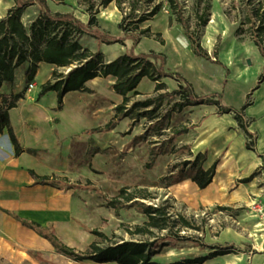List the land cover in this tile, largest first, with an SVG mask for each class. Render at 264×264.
<instances>
[{
    "label": "rangeland",
    "instance_id": "1",
    "mask_svg": "<svg viewBox=\"0 0 264 264\" xmlns=\"http://www.w3.org/2000/svg\"><path fill=\"white\" fill-rule=\"evenodd\" d=\"M117 1H121L120 7ZM101 2L48 0L47 8L51 13L54 10H68L86 26L90 13L87 9L93 5L92 11L98 10L95 12L97 27L94 31L102 33L110 41L105 44L117 43L122 53L132 55L148 53L150 50L161 53L163 57L154 60L159 68L183 76L198 95L220 93L222 104L238 107L259 80V75L255 78L254 68H258L264 58L253 42L256 29L252 25L258 24L253 10L260 3L264 4V0H111L106 5ZM131 3H135L134 14L157 7L150 18L139 23L140 28L149 27L150 37L139 35L138 32L124 33L117 27L120 18L129 12ZM32 6V21L24 25L27 30L40 11L37 3ZM198 15L206 19L204 24L199 23ZM177 16H182L187 27L177 20ZM156 32L161 33L162 42L155 39ZM190 32L207 52V57L193 53L188 36ZM135 35L139 36L137 42L133 39ZM74 37L82 46L94 49L90 43L91 35L74 34ZM117 38L122 42L113 41ZM159 80L165 84L159 92L169 93L177 88L178 82L173 77L161 76ZM28 82L25 80L26 91H29ZM155 83L148 78L140 82L137 87L139 93L131 97L127 106L133 100L153 95ZM176 100L177 97L166 96L152 117H123L112 129L89 135L82 133L79 128L77 137L73 136L68 146L62 140L60 154L63 166L58 176L70 184H76V188L71 195V216L58 224L59 239L79 252H85L92 241L105 244L110 240H153L154 237L147 233L131 234L129 231L146 221L144 206L165 205L172 218L181 214L200 228L174 227L173 230L178 228L179 236L191 237L192 240H180L173 233L168 235L166 229L153 230L160 239L153 246V250L159 248V251L152 255V259L171 262L185 256L191 243L197 245V240L202 241L201 231H205L209 223L215 224V233L219 226L231 222L229 217L223 219V214L217 210L235 219L241 214L248 218L247 211L251 209L248 205L227 209L201 208L192 216L183 213L182 204L169 199L170 195L166 192L168 187L190 177L196 166L185 163L188 159H194L189 150L191 132L212 111L218 112L214 104L193 102L176 111L173 109ZM246 100H251L250 94L246 95ZM86 104H95L99 108L91 110L85 107L83 113L100 118L96 121L81 120V123L89 125L86 127L103 126L114 114L115 106L105 100L94 99L93 103L88 101ZM196 164H199V160ZM121 188H127V192L139 189L144 195H138L117 208L108 206L107 199L117 196ZM204 209L206 215L201 213ZM218 216H222L219 221L216 220ZM92 229L105 233L108 241L92 233ZM32 253L40 264H91L89 260L74 261L54 250L43 251L42 255Z\"/></svg>",
    "mask_w": 264,
    "mask_h": 264
},
{
    "label": "crops",
    "instance_id": "2",
    "mask_svg": "<svg viewBox=\"0 0 264 264\" xmlns=\"http://www.w3.org/2000/svg\"><path fill=\"white\" fill-rule=\"evenodd\" d=\"M13 4L14 0H0V18ZM32 10L33 6L29 5L23 11L21 21L24 25L32 21ZM90 43L95 49H91L92 52L100 50L105 62L122 53L117 43L108 45L98 42L93 36ZM27 66L28 62H25L17 67L14 81L3 82L0 88V94L5 93L8 96L7 100L3 101L0 95V106L6 107L10 101L15 104L8 109L9 124L21 147L19 153L15 154L6 129L0 132V264H40L32 252L42 255L43 251L54 250L46 238L23 225L13 214L43 226H51L59 237L58 224L71 216V195L76 188V184H70L58 176L63 166L60 154L62 140L64 139L68 146L72 137H77L79 128L84 134L94 133H86L84 130L96 126L86 127L89 125L81 123V120L85 119H100L97 115L83 113L85 107L91 110L99 108L95 104H86L88 101L93 103L94 99L105 100L115 106L122 100V96L112 89L115 77L109 74L89 79L85 83L88 90L65 93L62 108L56 109L55 91L50 90L38 96L41 84L50 78L54 65L39 63L32 79L35 86L31 91L24 90ZM263 68L264 62L254 68L255 78ZM255 85L256 88L252 89ZM248 93L251 95V103L244 108L243 113L247 120L252 119L248 129L257 134L256 150L245 147L247 137L238 128L233 113L218 114L212 111L191 132L189 146L194 157L197 153L205 155L201 162L204 169L216 161L211 182L206 187L199 188L187 177L172 184L166 191L170 195L169 199H175L183 205V213L186 215L194 216L201 208L217 209L222 206L242 205L251 208L247 211L248 218L241 214L238 219L217 210L223 214V219L229 217L231 222L219 226L215 233V224L209 223L205 231H201L202 242L232 251L216 255L202 263L191 264H264V215L258 211L257 206L261 205L264 210V139L260 131V126L264 127V77L260 81L257 80L246 95ZM17 94L21 95L16 97ZM246 95L242 103L246 100ZM31 170L39 176L47 175L59 184H67V187L35 182ZM243 178L248 179L242 181ZM214 216L217 217L215 213ZM221 217L218 216L216 220L219 221ZM211 250L207 246L201 247L191 243L182 258L205 255ZM89 261L91 264H118L114 261Z\"/></svg>",
    "mask_w": 264,
    "mask_h": 264
},
{
    "label": "trees",
    "instance_id": "3",
    "mask_svg": "<svg viewBox=\"0 0 264 264\" xmlns=\"http://www.w3.org/2000/svg\"><path fill=\"white\" fill-rule=\"evenodd\" d=\"M111 0H102L101 4L106 5ZM37 3L40 6L38 18L33 21L27 30L21 21V15L25 8L29 5ZM171 5L172 2H170ZM121 1H117V6L120 7ZM93 5H90L87 11L89 16L87 24L84 26L80 20L74 17L69 12L53 13L48 11L46 0H14V4L7 9L6 14L0 18V88L3 82L12 83L15 78V69L25 62L28 66L25 69V80L33 79L37 67L40 62H47L54 65L51 71V76L44 83L41 84L38 96L43 95L47 91L53 90L56 92L57 104L56 109H61L63 105V97L65 93L73 90H88L85 83L95 76L112 75L115 81L112 84V89L122 96L120 103L114 107V114L109 121L103 126H96L84 130L86 133L97 131H108L112 129L114 124L123 117H132L137 119L139 116L152 117L154 111L162 104L166 96L177 97L173 103V109L178 111L184 105L193 103L215 104L218 109V114L233 113V118L236 120L238 128L241 129L247 139L245 147L253 151L256 150L255 132H251L248 127L250 120L244 116V108L251 103V100H245L239 108H234L231 105L222 104L220 102V93L212 92L210 94L198 95L192 88L191 83L180 74L168 73L159 68L155 59L163 57L159 52L150 50L148 53L139 55H132L124 52L116 58L105 62L103 54L100 50L92 52L88 48L82 46L74 37V34H87L93 36L98 42L109 43L104 38L102 33H96L94 30L97 27V18L93 10ZM135 3H131L129 12L123 15L117 27L124 33H136L139 35L150 37L149 27L140 28L139 23L150 18L156 11L157 7H152L148 12H140L134 14ZM254 16L258 24H253L256 34L253 36V42L257 46L260 55L264 58V4L260 3L258 7L253 10ZM199 23H205L206 19L202 15H198ZM177 20L185 27L182 16H177ZM251 21V18H248ZM59 32L61 34H59ZM191 42V48L194 54L207 57V52L202 48L199 41L194 34H188ZM155 39L162 42L160 38L161 33H154ZM134 42H137L139 36H134ZM115 42H122L120 39H113ZM67 70V68H69ZM161 76H170L177 80V88L169 93L159 92L165 87L164 82L159 79ZM146 77L149 80L156 81L154 86V94L144 99L133 100L129 106L127 104L131 101V97L138 94L137 85L140 80ZM264 77V68L259 74L260 81ZM255 85L252 89H255ZM248 93L247 95H249ZM3 101L7 100V94H0ZM21 94H17L16 97ZM14 102L10 101L6 107L0 106V132L5 128L9 139L13 145L14 153L17 154L21 150L20 144L12 127L9 124L8 109L14 106ZM150 107L149 109H147ZM176 108V109H175ZM205 158L203 153H197L193 160H186L185 163L195 166L194 172L190 175V179L196 183L199 188L206 187L212 180L215 173L216 161L204 169L201 162ZM199 160V164L196 161ZM31 175L35 178V182L59 185V187H67V184L57 183L47 175L39 176L32 170ZM248 178H243L246 181ZM89 183V182H88ZM91 185L90 183L88 184ZM143 195L141 190L135 189L127 192V188H121L117 196L107 199V205L113 208L124 205L133 200L136 196ZM219 209H227L226 207H218ZM146 216V221L141 225H136L129 233L149 234L154 237L153 240H122V241H108V236L98 229H92L91 232L98 237L107 240L105 244L99 241H92L85 252H79L73 247L64 243L59 237L55 235L51 226H43L36 222L26 220L15 214L13 216L19 220L23 225L33 229L38 235L46 238L53 246L54 250L66 255L74 261L92 260L97 263L114 261L118 264H191L202 263L206 259L214 257L219 254L228 253L232 250L221 249L215 245H207L204 242L197 240V245L207 246L212 249L209 253L201 256L191 258H182L171 262H159L152 259V255L158 253L153 250V246L160 239L153 231L166 229L168 235L172 234L180 240H192L191 237L185 238L179 236L177 233L179 227L194 228L199 230L198 226H194L183 215H177L172 218L168 213L165 205L153 206L146 205L143 208ZM174 227L176 230H173Z\"/></svg>",
    "mask_w": 264,
    "mask_h": 264
},
{
    "label": "built area",
    "instance_id": "4",
    "mask_svg": "<svg viewBox=\"0 0 264 264\" xmlns=\"http://www.w3.org/2000/svg\"><path fill=\"white\" fill-rule=\"evenodd\" d=\"M67 70H68V68H67ZM34 86H35V84L32 82V81H29L28 83H27V90H32L33 88H34ZM258 206V211L261 213V214H263L264 215V210H262V208H261V205H257ZM202 215H206L207 214V212H206V210L204 209L202 212Z\"/></svg>",
    "mask_w": 264,
    "mask_h": 264
},
{
    "label": "bare ground",
    "instance_id": "5",
    "mask_svg": "<svg viewBox=\"0 0 264 264\" xmlns=\"http://www.w3.org/2000/svg\"><path fill=\"white\" fill-rule=\"evenodd\" d=\"M260 131H261L262 139H264V127L263 126H260ZM248 214H250V212H248Z\"/></svg>",
    "mask_w": 264,
    "mask_h": 264
},
{
    "label": "water",
    "instance_id": "6",
    "mask_svg": "<svg viewBox=\"0 0 264 264\" xmlns=\"http://www.w3.org/2000/svg\"><path fill=\"white\" fill-rule=\"evenodd\" d=\"M70 69V67L68 68V70Z\"/></svg>",
    "mask_w": 264,
    "mask_h": 264
}]
</instances>
